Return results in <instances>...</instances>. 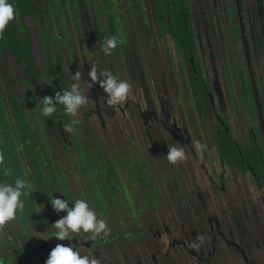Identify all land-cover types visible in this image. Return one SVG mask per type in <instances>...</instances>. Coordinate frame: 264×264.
Here are the masks:
<instances>
[{
  "label": "flooded vegetation",
  "instance_id": "1",
  "mask_svg": "<svg viewBox=\"0 0 264 264\" xmlns=\"http://www.w3.org/2000/svg\"><path fill=\"white\" fill-rule=\"evenodd\" d=\"M148 3L150 17L141 20L142 31L124 32L114 13L107 15L110 36L123 43L112 60L104 55V64L130 82L132 91L126 103L111 107L99 84L89 89L94 109L88 113L102 120L111 136L105 153L99 149L94 160L72 134L87 198L111 229L92 248L101 264H264V96L254 76L258 61L264 75V0ZM105 6L111 9L112 0ZM40 8L41 0L30 25L44 72L40 80L23 81L20 95L36 171L21 142L12 86L0 55L10 110L1 96L0 102L11 142L22 174L37 188L18 219L0 229V264L39 259L57 243H68L28 234L35 225L48 226L40 206L50 204L53 195L46 178L48 160L39 156L25 106L26 86L35 80L42 92L47 76L52 37L36 25ZM96 56L92 53L90 59ZM117 133L121 137H114ZM196 141L207 145L203 158L193 147ZM46 146L59 174L48 140ZM169 146H183L188 159L170 164ZM198 235L205 237L204 243L193 249Z\"/></svg>",
  "mask_w": 264,
  "mask_h": 264
},
{
  "label": "rangeland",
  "instance_id": "2",
  "mask_svg": "<svg viewBox=\"0 0 264 264\" xmlns=\"http://www.w3.org/2000/svg\"><path fill=\"white\" fill-rule=\"evenodd\" d=\"M109 1L104 0V3L103 0H41V17L36 24L40 31L47 29L52 39H50L51 47L46 52L47 76L45 77L44 92H41L35 80L31 82L29 87L26 86V119L33 129L31 132L32 136L38 142L39 156H41L43 161L48 160L46 178L49 181L52 192L61 198H64V195L69 200L87 198L88 194L86 180L77 163L72 134H75L79 139L84 152L93 157L94 160H97L95 157L99 149H103L102 151L105 153L107 148L106 141L111 136L108 137L105 134L104 128H102L100 123L102 120L88 113V109H94L91 104L81 109V115L78 117L79 123L74 125L72 131H68L66 126L72 118L63 113L62 106H60L61 111L57 115L46 118L40 115L37 101L38 98L47 95L54 96L56 92L68 87L72 82L70 79L71 72L80 71L85 74L84 78L86 79V74L93 64L108 70L104 64L105 54L101 45L110 36L107 21L109 11L114 13L117 26L123 27L125 29L124 32L130 33L133 28L138 31L143 30L141 20L150 17L148 0H144L146 3H143V0H112L111 9L105 6ZM98 38H101V44H99L100 40L98 41ZM92 53H96V60L90 59ZM105 56L112 60L116 56L115 50L112 51L111 55ZM5 76L4 66L0 62V96L5 108L9 111L10 92ZM254 76L257 80L258 91L264 96V75L261 61L254 65ZM85 91L89 96V89L86 85ZM9 115L12 116L11 113ZM105 128L107 129L108 126ZM261 133L263 134L262 130ZM114 137H121V135L117 133ZM46 140L51 146L59 174L56 172L52 162L53 158L48 152ZM10 154L13 156V153ZM24 154L26 155L25 152ZM79 155H82L80 151ZM63 185L68 192V196L64 193ZM30 198L31 196L28 197V199ZM87 199L95 208L92 200L90 198ZM40 207V209H43V216L47 215L48 222H53L59 218L54 213L51 204L42 202ZM97 212L100 218L104 219L100 211L97 210ZM150 212L155 215L158 214L157 211ZM60 215H64V213ZM42 225L40 227L37 225L31 227V229H28V234L33 238L41 235L38 231H43L44 222ZM2 238L4 242H7L4 234H2ZM132 247L136 249L134 245ZM47 257L48 254L28 262L23 260L19 262L11 259L8 264H45Z\"/></svg>",
  "mask_w": 264,
  "mask_h": 264
},
{
  "label": "clouds",
  "instance_id": "3",
  "mask_svg": "<svg viewBox=\"0 0 264 264\" xmlns=\"http://www.w3.org/2000/svg\"><path fill=\"white\" fill-rule=\"evenodd\" d=\"M13 0H0V39L4 38L5 29L15 19L19 12L15 10ZM122 38L116 36L107 37L101 45L105 55H111ZM71 72V70H70ZM80 71L71 72V83L65 89L55 93L54 96L47 95L38 98L39 113L43 117H54L61 111L71 117L70 123L66 126L72 131L74 125L79 123L78 117L81 109L89 104V96L85 91V85L92 89L99 84L106 93L105 102L108 106L114 107L126 103L131 95L132 84L119 78L110 70L100 68L93 64L86 74ZM200 158H203L207 145L196 141L193 145ZM188 159V154L183 146H169L167 160L172 165H177ZM0 229L9 222L18 219L19 214L25 211L26 199L36 190L34 183L23 175H13L11 169L5 163V155L0 151ZM7 178V179H5ZM59 193V192H56ZM52 195L49 200L54 213L59 217L48 225L40 236H34L45 242L55 239L68 241L67 244L57 243L51 249L45 264H101L92 248V242H102L110 235L111 229L108 222L100 218L97 210L90 204L86 197L69 200L63 195ZM64 213V215H60ZM199 243L192 242V248L196 249L204 243L205 237L198 235ZM90 242V246H85ZM87 249V251H85Z\"/></svg>",
  "mask_w": 264,
  "mask_h": 264
},
{
  "label": "trees",
  "instance_id": "4",
  "mask_svg": "<svg viewBox=\"0 0 264 264\" xmlns=\"http://www.w3.org/2000/svg\"><path fill=\"white\" fill-rule=\"evenodd\" d=\"M13 2L15 5L14 11L18 10L19 16L6 27L4 38L0 39V55L6 65L8 78L12 86L13 97L11 101L20 127L21 142L24 143L36 171L38 161L33 147V140L30 139L28 126L23 118L22 107H20V95L23 81H28L31 77L40 80L41 73L44 72L42 60L34 47V34L30 25V19L34 20L36 17L40 0H13ZM0 151L4 153L5 163L11 169L13 175H23L19 160L14 152L11 134L1 102ZM10 153H13V156ZM27 202H30L28 197Z\"/></svg>",
  "mask_w": 264,
  "mask_h": 264
},
{
  "label": "water",
  "instance_id": "5",
  "mask_svg": "<svg viewBox=\"0 0 264 264\" xmlns=\"http://www.w3.org/2000/svg\"><path fill=\"white\" fill-rule=\"evenodd\" d=\"M61 243H63V242H61ZM64 244V243H63Z\"/></svg>",
  "mask_w": 264,
  "mask_h": 264
}]
</instances>
